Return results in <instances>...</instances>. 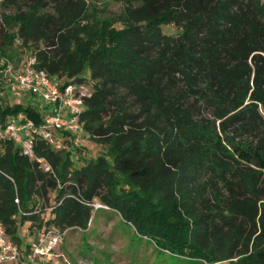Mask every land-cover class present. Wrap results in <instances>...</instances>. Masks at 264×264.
Wrapping results in <instances>:
<instances>
[{
	"label": "trees",
	"instance_id": "1",
	"mask_svg": "<svg viewBox=\"0 0 264 264\" xmlns=\"http://www.w3.org/2000/svg\"><path fill=\"white\" fill-rule=\"evenodd\" d=\"M119 1L108 19L84 0H0V69L24 58L15 38L36 42L34 66L90 84L78 121L104 147L77 165L70 145L36 137L38 161L0 140L7 237L28 220L86 228L95 201L176 257L264 264V0ZM7 94L0 72L1 124L40 122Z\"/></svg>",
	"mask_w": 264,
	"mask_h": 264
},
{
	"label": "rangeland",
	"instance_id": "2",
	"mask_svg": "<svg viewBox=\"0 0 264 264\" xmlns=\"http://www.w3.org/2000/svg\"><path fill=\"white\" fill-rule=\"evenodd\" d=\"M47 1L51 5L55 0ZM84 2L90 11V16L99 15L111 19L117 17L122 9L119 0H84ZM50 5L47 7L48 11L52 10ZM2 10L0 7V12ZM5 10L12 12L13 9L8 7ZM162 30L165 33L174 32V29L169 25L162 26ZM11 47L16 51H22V55L24 54V58L20 62L18 59L10 61L19 66L40 45L38 46L33 41L23 44L21 38H15ZM84 77L87 81L90 80L88 72H85ZM60 81L65 82L64 79H60ZM82 88L86 91L91 90L89 83H84ZM8 94L5 98L9 103L14 102L22 106L30 105L40 113H52L54 110V105L46 104L38 95L32 93L12 95L9 92ZM65 114L63 111L61 116ZM76 135L79 141L77 143L74 142V139L67 141L65 148L69 145L73 148L71 157L77 165L103 153L104 147L91 141L85 131L79 130ZM95 205L94 201L92 215L86 228L76 226L59 230L62 237L51 253L50 261L45 264H196L191 260L159 250L150 239L139 235L129 223L122 220L119 214L106 208L96 209ZM29 225L30 221H25L18 231L20 238L18 245L23 253L27 251L37 236L32 229H27ZM1 264L21 263L5 262ZM220 264L226 263L221 262Z\"/></svg>",
	"mask_w": 264,
	"mask_h": 264
},
{
	"label": "built area",
	"instance_id": "3",
	"mask_svg": "<svg viewBox=\"0 0 264 264\" xmlns=\"http://www.w3.org/2000/svg\"><path fill=\"white\" fill-rule=\"evenodd\" d=\"M35 56L30 55L19 66L6 62L0 72L6 79L7 91L14 95L18 93H32L38 95L43 102L54 105L52 113L44 112L40 122L35 123L26 113L20 112L6 123H0V140L12 141L20 146V151L30 159L37 158L34 154V139L40 137L54 149H64L67 141L79 138L76 133L81 130L78 121L79 113L83 110L82 98L90 95L82 88L83 84L62 85L58 77L49 74L43 68L34 66ZM65 111V115L61 116ZM67 148V147H66ZM45 170L49 167L42 165ZM18 203V197L14 198ZM93 204V203H92ZM91 204V205H92ZM105 207L96 202L95 208ZM62 233L53 228L37 233L34 242L23 253L18 244L9 239L0 223V264L5 262H20L21 264H45L50 261L51 253L60 241ZM221 261L202 264H220Z\"/></svg>",
	"mask_w": 264,
	"mask_h": 264
}]
</instances>
